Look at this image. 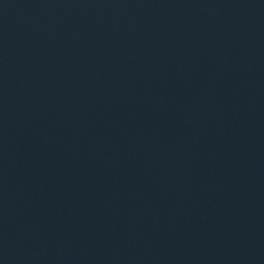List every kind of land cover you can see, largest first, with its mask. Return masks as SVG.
Masks as SVG:
<instances>
[{
  "label": "water",
  "instance_id": "water-1",
  "mask_svg": "<svg viewBox=\"0 0 264 264\" xmlns=\"http://www.w3.org/2000/svg\"><path fill=\"white\" fill-rule=\"evenodd\" d=\"M0 264H264V0H0Z\"/></svg>",
  "mask_w": 264,
  "mask_h": 264
}]
</instances>
